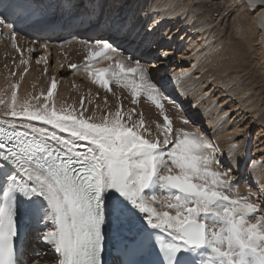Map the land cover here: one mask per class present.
<instances>
[{"label":"snow or ice","instance_id":"6c2138e0","mask_svg":"<svg viewBox=\"0 0 264 264\" xmlns=\"http://www.w3.org/2000/svg\"><path fill=\"white\" fill-rule=\"evenodd\" d=\"M7 27L15 41L13 25ZM89 52V61H113L109 53L118 50L104 42ZM85 70L109 91L114 82L164 107L167 97L139 62H90ZM11 87L10 100L0 97V264H21L16 237L22 205L45 224L38 238L58 254L57 264H103L105 226L136 214L167 234L158 239L161 264H264V198L240 193L206 137L185 129L174 135L165 115L163 140L148 139L143 118L126 122L122 105L100 122L73 106L58 108L54 77L46 95L31 99H19V84ZM158 191L166 193L163 199Z\"/></svg>","mask_w":264,"mask_h":264},{"label":"rangeland","instance_id":"374dc122","mask_svg":"<svg viewBox=\"0 0 264 264\" xmlns=\"http://www.w3.org/2000/svg\"><path fill=\"white\" fill-rule=\"evenodd\" d=\"M38 1L36 0L37 3ZM51 1L54 3L48 2L50 3L47 5L49 11L52 10L53 14L57 13L66 19L70 15L74 17V13L68 10L72 7L71 2L79 6L83 4L87 10L78 9L79 12L75 18L81 19L84 23L87 21L94 26H104L106 23L111 35L108 39L113 41L110 43L118 40L121 49L128 53V57H126L127 54L123 56L118 52L109 53L114 56L113 61L104 59L89 61V49L98 50L99 48L95 43L92 46L70 49L66 54L70 53V58L65 57V61L62 62L63 64L67 62L68 73L56 76L62 85L71 90V95L67 99L68 107L74 106L77 113L83 111L85 117H92L94 122H100L103 115L108 112L114 115L122 105L124 120L132 124L138 123L143 118L146 130L141 129V132L146 138L152 140H155L157 136L163 140V126L166 123L164 117L167 115L171 120L174 135L178 134L179 129H185L203 135L216 146V155L222 167L229 170L235 177L234 183L241 194L252 192L255 194L252 199L264 198V191H262L264 181L259 185L254 183L255 181H249L248 176L250 170H261L260 167L264 166V57L260 50L264 44L263 42H261L262 45L259 44L261 35L264 36V20L259 18L263 25L261 27L257 19L263 8L255 11L242 4L240 7L236 0H134L132 5L130 0ZM244 1L248 2V0ZM27 2L31 3L30 0ZM36 2H33L31 7H35ZM45 2L46 0L39 1L41 5ZM76 4H74L75 7ZM126 8H130L128 13L122 12ZM103 10L106 17L100 15ZM37 12L35 10L33 13ZM81 12L83 16L80 15ZM115 26L121 30V33H115L113 30ZM241 26L243 28H240ZM0 27L4 28L5 25ZM3 28H0V74L5 76L7 72L5 68L9 72L27 69L28 66L21 63L23 59L27 61L26 65L29 67L21 81L32 79L37 76V73L49 77L59 64L54 60V49H56L54 47L56 45L60 47V45H47L35 40L33 44L17 45L23 36L17 33V37L20 38H17L18 42H14L12 32L9 30L8 33ZM245 33L248 34L245 36ZM14 43L20 49L19 51L13 46ZM35 43L44 47L47 45L48 50H40L41 46L36 45L34 48ZM190 44L191 47H189ZM246 47H248V53L243 51L247 49ZM31 48L34 50L30 51ZM50 52L51 60H47V63L43 61L44 64H42L41 60H44L42 58H49ZM168 52L171 55H167ZM145 57L152 82L160 89L163 97H167V99L162 98L163 109L150 101L146 93L142 92L138 98L134 97L130 89L120 87L114 82L109 91L95 83L93 77L85 70V65L90 62L96 67H108L113 65L116 59L124 60L126 64H134L144 62ZM165 59L169 60L168 72L166 69L159 73L157 70L151 71L150 68L155 65L152 63L159 65L168 62ZM72 64L77 67H70ZM23 65L24 67L21 68ZM44 68L48 69L47 74L45 70L39 72ZM173 69L175 71H172ZM85 84L94 87L93 90L85 89ZM59 90L65 91L64 88ZM61 94L62 92L57 93L56 97L59 98ZM0 97L7 101L10 100L11 94L1 91ZM81 100L84 101L83 107H81ZM133 100H138V103H133ZM132 109H135V113L131 112ZM129 114L132 117L131 121L128 120ZM184 120L189 123H183ZM32 123L46 127L39 122ZM256 166L259 167L255 168ZM156 195L158 199H163L166 193L158 191ZM131 218H133L134 233L137 234L138 231L149 228L139 214ZM41 223L38 224L41 225ZM106 226H109V233L113 234L114 225ZM106 230L108 232V229ZM43 231H46L45 225ZM130 237L135 236L130 234L128 239ZM118 239L127 238H113L114 241ZM38 246L41 257L36 258L35 262L54 264L52 248L42 241Z\"/></svg>","mask_w":264,"mask_h":264},{"label":"bare ground","instance_id":"6f19581e","mask_svg":"<svg viewBox=\"0 0 264 264\" xmlns=\"http://www.w3.org/2000/svg\"><path fill=\"white\" fill-rule=\"evenodd\" d=\"M21 2H25L26 3V5H27V7H26V9L27 10H29L30 11V13H31V11H35V10H37L38 11V13L40 14V19H39V21H38V24L40 25V26H44V25H46V24H49V23H51L52 21H56V18H58L59 17V15L57 14V13H55V14H53L52 12V10L51 11H49V7L47 6L48 4H50V3H48V2H51V4H52V2L53 1H51V0H46V2L44 3V4H40L39 3V1H38V3L36 2V0H30L31 1V3L30 4H28L29 2H27V0H20ZM132 1H134V0H130V4L132 5ZM137 1V0H136ZM33 2H36V6L35 7H31V5H33L32 3ZM76 2V1H75ZM82 2H84L83 0H82ZM82 2H77V3H82ZM54 3V2H53ZM236 3H238V6H240V4H242L243 6H246V7H248V8H250V9H252V10H259L260 8H263L264 9V0H248V2L247 1H244V0H236ZM66 4H68V3H66ZM74 4H76V3H74ZM72 2L70 3V5L73 7V9H71L72 7H69L68 8V10H70V11H72L74 14H73V16L74 17H72V15H70V16H68L69 18H67V20L68 21H70V20H74L75 19V17H76V14H77V12H79V10L78 9H80V8H82V9H84L83 11H86L87 10V8H84L83 7V4L82 5H77L76 4V7H75V5H74ZM136 4V3H135ZM68 6V5H67ZM38 7H40L39 9H38ZM127 7V6H126ZM132 7V6H131ZM241 7V6H240ZM144 8V7H143ZM50 9H52V8H50ZM90 9V8H89ZM130 9V8H129ZM129 9L128 8H126L125 10H122V12H124V13H128V11H129ZM132 9V8H131ZM263 9H261V11H260V13L258 14V16H257V19H258V21H259V18L260 19H263L264 20V10ZM39 10H41V11H39ZM33 11V12H34ZM32 12V13H33ZM88 12H89V10H88ZM87 12V13H88ZM86 13V14H87ZM120 13V12H119ZM80 15L81 16H83V12H81L80 13ZM102 17H106L107 15L105 14V10H103L102 11V13L100 14ZM120 16V15H119ZM115 17H117V15L115 16ZM120 18H121V16H120ZM90 24V23H89ZM95 25H97V24H95ZM259 25L262 27L263 25H262V22H260L259 21ZM91 26H94V24H91ZM103 27H107V24L106 23H104V26ZM103 27H101V28H103ZM134 27V26H133ZM0 28H3V27H0ZM117 27L115 26L114 28H113V30L115 31V33L116 34H118V33H121V30L120 29H118L117 28V30H115ZM240 28H243L242 26L240 27ZM257 28V27H256ZM3 29H5L8 33H9V29L5 26ZM245 30V29H244ZM256 30V29H255ZM261 30V29H260ZM262 31H263V29H262ZM11 32V31H10ZM87 32H89V33H91V30L90 31H87ZM132 33V32H131ZM238 33V32H237ZM243 32L241 31V34H242ZM240 34V33H239ZM248 34V33H247ZM246 33L244 34L245 36L247 35ZM8 35V34H7ZM17 38H20V37H17V33H16V39H15V41L14 42H18L17 41ZM196 39V38H195ZM249 39L250 40H252L253 41V39H251L250 37H249ZM248 39V40H249ZM241 40V39H240ZM245 41H246V39H244ZM247 40V41H248ZM264 36H263V34L261 35V37H260V40H259V44L260 45H262V43L261 42H263V44H264ZM195 41V40H194ZM35 41H33V40H29L28 38L27 39H25L24 37H22L21 38V41L20 42H18L17 43V45H19V44H21L22 43V45H28V43L29 44H33ZM190 42V41H189ZM241 42V41H240ZM249 42V41H248ZM251 42V41H250ZM94 43H95V45H97V46H100L101 45V43H103L102 41H94ZM195 43V42H194ZM242 44V43H241ZM41 46V45H39V44H37V43H35L34 45H33V47L34 46ZM189 45V44H188ZM243 45V44H242ZM192 46H193V44H192ZM54 47V46H53ZM76 48V47H87V45L85 44V41H79V40H77V41H74V42H71L70 44H63V45H60V47H57V45H56V47H54V48H56V49H54L55 51H54V60H56L59 64L58 65H56V68L50 73V76L49 77H47V75H40V73L38 74H36L37 76L36 77H33L32 79H26L25 81L23 80V81H21V79L24 77V75H25V73L27 72V70H28V67H29V65H26V63H24L25 64V66H28L27 67V69H19V71L18 70H16V71H10L9 72V70H7L6 68L4 69L5 70V72H6V74H4L5 76H3L2 75V73L0 74V77H1V79H0V92L2 91V93H8V94H11L12 93V91H13V89H12V85H14V84H19V82H20V84H19V89L17 90V93H18V97H19V99L20 100H23V99H31V97H33V96H39L40 95V93L41 92H43L45 95L47 94V92H48V90H49V88L51 87V83H52V79H53V77L55 78V81H56V84H57V87H56V89H55V93H54V96H53V100H54V98L56 97V95H57V93H59V92H62V94L59 96V98L58 97H56L57 99H56V105H57V107L59 108V107H68L67 106V104H68V97H69V95H71V90H69L70 88L69 87H65L64 85H62V83H60L59 82V79H58V77H56L57 75H65L66 73H68V70H66L67 69V62L65 63V64H63L62 62H64L65 61V57H68L69 55H70V53H69V55H66L68 52H69V50L71 49L72 50V48ZM189 47H191V44H190V46ZM188 47V48H189ZM206 47V46H205ZM35 48V47H34ZM59 48V49H58ZM241 48H243V47H241ZM247 49L246 50H243L244 52H246V53H248V47H246ZM250 48V47H249ZM253 49V48H252ZM251 49V50H252ZM31 50L33 51L34 49L33 48H31ZM40 50H45V51H47L48 50V48L47 47H44V46H41V49ZM194 50V49H193ZM261 53H262V55H263V57H264V45L261 47ZM71 52H73V51H71ZM236 53H237V51H235ZM169 54H167V55H171V53L170 52H168ZM242 53V52H241ZM173 54V53H172ZM216 54V53H215ZM236 55V54H235ZM247 55V54H246ZM48 56H50L49 58L47 57V59L46 60H51V57H52V55H51V52H50V54L48 55ZM233 56V55H232ZM239 56V55H238ZM73 57V56H72ZM240 57V56H239ZM45 58V57H44ZM69 58H70V56H69ZM238 58V57H237ZM61 59V60H60ZM238 59H241V58H238ZM2 60V59H1ZM64 60V61H63ZM166 60V59H165ZM26 61V60H25ZM42 62V64H44L43 63V61L44 60H41ZM70 61V60H69ZM164 61V60H163ZM166 61H168V62H165V63H161V64H159V65H157L158 63H152V64H155V65H152V67L150 68L151 69V71H155V70H157V72L159 73L160 71H166V72H168L170 69H168V65H169V60H166ZM233 61V60H232ZM238 61V60H237ZM27 62V61H26ZM56 62V63H57ZM76 62V61H75ZM140 63L142 64V66L145 68V69H147V71H149V69L147 68V62H146V57H145V60H144V62H141L140 61ZM145 64V65H144ZM151 64V63H150ZM236 64V63H235ZM41 65V64H40ZM62 65V66H61ZM22 67H24V65L23 66H21V68ZM150 67V66H149ZM170 67V66H169ZM19 68V67H18ZM40 68V67H39ZM230 68V67H229ZM166 69V70H165ZM172 69V68H171ZM15 70V69H14ZM45 70V68L44 69H42V70H40L39 72H41V71H44ZM48 70V69H47ZM172 71H175V69H173ZM171 71V72H172ZM45 74H47V71H45ZM13 75H14V77H13ZM150 75V74H149ZM180 76V75H179ZM150 77V76H149ZM72 79H74V78H72ZM76 80V79H75ZM176 80V79H175ZM186 81V80H185ZM90 86V87H89ZM65 89V91H61V90H59V89ZM85 89H87V90H93V88L94 87H92L91 85H89L88 84V86L85 84V87H84ZM76 91V90H75ZM84 92V91H83ZM76 93V92H75ZM175 93V92H174ZM75 96V95H74ZM74 98V97H73ZM79 100V99H78ZM43 101V98H41V102ZM72 102V101H71ZM32 103L33 104H37L38 102L37 101H35V100H33L32 101ZM171 103V102H170ZM174 105V104H173ZM76 106V105H75ZM186 106H187V104H186ZM240 106H242L241 104H240ZM74 107V106H73ZM189 108V107H188ZM5 110H7V109H5ZM190 110V109H189ZM108 111V110H107ZM98 113V112H97ZM100 113V112H99ZM103 113V112H102ZM94 114H95V112H94ZM96 115V114H95ZM101 116V115H100ZM104 116V115H103ZM95 118H97V117H95ZM93 120H94V118H93ZM101 120V119H100ZM199 120V119H198ZM97 121V120H96ZM196 121H197V119H196ZM34 122H38V121H34ZM39 123H42V122H39ZM199 123H200V121H199ZM46 127H48L50 130H51V126H46ZM261 134H263V133H261ZM234 137V136H233ZM227 140V139H226ZM225 140V141H226ZM231 141H233L232 139H231ZM260 147V146H259ZM261 150V149H260ZM260 150H258V151H260ZM257 151V152H258ZM257 167H259V166H256L255 168H257ZM239 168H240V166H239ZM238 168V169H239ZM261 168V170H256V169H254V170H250V173H249V181H255L254 183H262L263 181H264V166H262V167H260ZM251 183V182H250ZM260 185V184H259ZM263 186V185H262ZM262 191H264V189H262ZM264 194V193H263ZM26 208H27V205H26ZM26 210H28V208L26 209ZM131 217H133V216H130V217H128V218H126L120 225H118V226H113V228H114V231L112 230V232H113V234H110L109 232V226H106V229H108V232H107V234H108V239H109V241L112 243V241H114L113 240V238L115 237V238H118V237H122L123 239H125V238H127L128 239V237H129V235L130 234H134V236L136 237V233H134L135 232V229H134V227H133V225H132V221H133V218H131ZM131 218V219H130ZM132 226H131V225ZM111 225V224H110ZM112 226V225H111ZM135 226V225H134ZM130 229H131V231H130ZM141 229V228H140ZM124 230H128V231H124ZM129 231H130V233H129ZM126 240V239H125ZM122 241V240H121Z\"/></svg>","mask_w":264,"mask_h":264}]
</instances>
